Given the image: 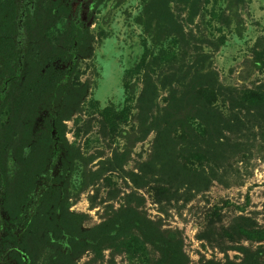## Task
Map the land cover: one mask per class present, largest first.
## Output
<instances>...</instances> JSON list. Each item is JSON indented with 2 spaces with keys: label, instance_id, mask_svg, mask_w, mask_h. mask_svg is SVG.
Here are the masks:
<instances>
[{
  "label": "rangeland",
  "instance_id": "1",
  "mask_svg": "<svg viewBox=\"0 0 264 264\" xmlns=\"http://www.w3.org/2000/svg\"><path fill=\"white\" fill-rule=\"evenodd\" d=\"M167 263L264 264V0H0V264Z\"/></svg>",
  "mask_w": 264,
  "mask_h": 264
},
{
  "label": "trees",
  "instance_id": "2",
  "mask_svg": "<svg viewBox=\"0 0 264 264\" xmlns=\"http://www.w3.org/2000/svg\"><path fill=\"white\" fill-rule=\"evenodd\" d=\"M176 250H173L169 245L166 246L163 253V259L166 260L167 258H170L172 260V256L175 255ZM167 264H173V263H167Z\"/></svg>",
  "mask_w": 264,
  "mask_h": 264
}]
</instances>
